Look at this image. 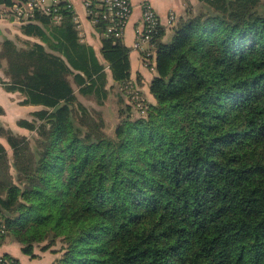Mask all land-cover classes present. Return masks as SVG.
Returning <instances> with one entry per match:
<instances>
[{"label": "trees", "instance_id": "16d2710c", "mask_svg": "<svg viewBox=\"0 0 264 264\" xmlns=\"http://www.w3.org/2000/svg\"><path fill=\"white\" fill-rule=\"evenodd\" d=\"M198 1L152 39L143 113L128 48L98 20L100 63L65 0L22 22L41 43L3 42L4 89L40 108L17 122L32 144L0 126V247L59 244L51 264H264V0ZM106 67L110 134L75 94L102 106Z\"/></svg>", "mask_w": 264, "mask_h": 264}, {"label": "crops", "instance_id": "0c3cea01", "mask_svg": "<svg viewBox=\"0 0 264 264\" xmlns=\"http://www.w3.org/2000/svg\"><path fill=\"white\" fill-rule=\"evenodd\" d=\"M65 1L71 5L73 22L76 25L75 29L79 41L90 46L99 62L106 65V62L101 55L102 36L97 31L94 24L88 19L83 0ZM143 2H148L152 6L159 18L161 27L164 29L167 28L170 12L179 18L186 13V10H188L189 7L197 8L200 6V3L198 0H131L132 14L124 30L121 42L129 50L128 59L130 65V80L149 102H153L152 95L149 92V84L154 73L145 65L142 52L134 49V44L137 42V31L142 28ZM50 3L51 0H45V4L50 5ZM24 5L25 4L20 7ZM15 7L18 6L13 5L12 7H9V5H6L3 0H0V51L3 42L6 40L13 41L18 47H21L26 43H41L39 38L27 36L22 32V22L29 18V16L18 14ZM53 23L59 24L58 20L54 19ZM143 48L146 49L147 45L144 44ZM5 68L6 61L0 60V126L4 128L10 127L14 132L26 134L27 131L19 127L17 122L19 120L31 121V113L35 112L40 107L21 105L20 102L23 100V96L20 93H10L4 89L5 83L8 81V78L5 75ZM105 73L107 89L109 91L107 100H112L113 103L118 86L113 82L110 71L107 67ZM75 94L79 100L84 98L77 93V88H75ZM112 108H117V105L112 104ZM0 144L2 145L1 142ZM6 253L17 258L21 264H31L29 263L28 256L23 255L21 252L18 254L11 253L5 245L1 246L0 255Z\"/></svg>", "mask_w": 264, "mask_h": 264}, {"label": "built area", "instance_id": "2783aa9c", "mask_svg": "<svg viewBox=\"0 0 264 264\" xmlns=\"http://www.w3.org/2000/svg\"><path fill=\"white\" fill-rule=\"evenodd\" d=\"M62 0H51L50 5L45 4V0H29L24 6L15 7L18 14L24 16H32L35 8H39L44 14H53L57 11L56 6ZM68 3V2H67ZM83 5L86 10L88 19L92 24H96L98 20L107 22L105 35L114 39H122L124 30L130 16L132 14L131 0H83ZM68 7L71 5L68 3ZM55 20L59 17L54 15ZM175 15L170 12L168 18V25L174 22ZM142 28L137 31V42L134 44V49L142 52L144 61L151 57L152 39L158 35L160 21L159 18L148 2L142 3ZM147 45V48L143 46ZM131 98L136 102V107L144 112L146 106L143 98L139 95L138 90L131 85ZM5 234V224L0 218V236ZM0 264H18L15 260L3 258L0 256Z\"/></svg>", "mask_w": 264, "mask_h": 264}, {"label": "rangeland", "instance_id": "374dc122", "mask_svg": "<svg viewBox=\"0 0 264 264\" xmlns=\"http://www.w3.org/2000/svg\"><path fill=\"white\" fill-rule=\"evenodd\" d=\"M170 32L171 30H167L165 32L164 38H166L170 34ZM136 90H138V88H136ZM77 99L82 105L86 107L88 111H91V113L93 111L96 114H99L104 119L106 123V132L110 134L111 130L114 129L115 124H117V109L118 108H112V104L117 105L116 97L114 98L113 103H112V100H109V101L106 100L105 104H103L102 106L96 105V103L92 100V98L84 97L81 100H79V98ZM143 99H145L144 96H143ZM30 118H31L30 120H32L31 116ZM3 130H8L14 136H18V135L26 136V138L30 139V143L32 144V140L30 138L31 133H29L28 131L26 132V134H20V133L14 132V130L11 129L10 127H7V128L3 127ZM0 142L2 143V146L5 148L8 157L11 158L12 151L6 142L5 137L4 138L0 137ZM3 242L4 243L2 246L5 245V247L8 249L9 252L18 254L21 251V246L17 244L10 236L6 237ZM44 245L45 243L34 247L33 249L34 257L31 258L28 256V260L30 261L29 263L31 264H51L52 263L53 258L55 257V255H57L55 254V250H58L60 248V245L57 244L55 246H52L50 249L43 251L42 247Z\"/></svg>", "mask_w": 264, "mask_h": 264}]
</instances>
